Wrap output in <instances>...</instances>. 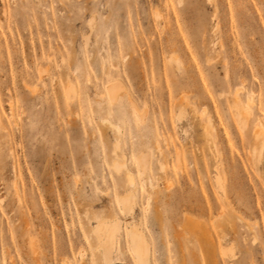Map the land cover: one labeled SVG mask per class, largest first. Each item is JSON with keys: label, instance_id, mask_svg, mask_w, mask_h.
<instances>
[{"label": "rangeland", "instance_id": "obj_1", "mask_svg": "<svg viewBox=\"0 0 264 264\" xmlns=\"http://www.w3.org/2000/svg\"><path fill=\"white\" fill-rule=\"evenodd\" d=\"M258 123L264 0H0V264H264Z\"/></svg>", "mask_w": 264, "mask_h": 264}, {"label": "bare ground", "instance_id": "obj_2", "mask_svg": "<svg viewBox=\"0 0 264 264\" xmlns=\"http://www.w3.org/2000/svg\"><path fill=\"white\" fill-rule=\"evenodd\" d=\"M113 90H115V88H113L112 91ZM111 94L114 96L113 93H111ZM249 100H250V97H249ZM234 103L238 107L239 112L240 111H244V112L247 111V110H245L246 106L243 105V103L239 99V97L235 96ZM249 104H250V102H249ZM106 121H108V120H106ZM106 121H105L104 124H106ZM107 123L111 124L110 122H107ZM253 138H254L253 139L254 143H256V144H261V143L264 144V125H263V123H258V125L256 126V128L254 130ZM143 164H144V162L140 161V165H141L142 171H144ZM126 165H124L123 156L119 155V153L116 152V150H114V159H113V162H112V168L118 174L119 173H124V176L126 177L125 178L126 179V183H127L128 188H129V190L127 192H128V194L130 196H133L135 194L133 192V191H135L134 190L135 189V185H134V182H133L134 180L132 178L131 172L128 171V169L126 168L127 167ZM142 174H143V172H142ZM217 180H218V178H217ZM219 183H220V181H219ZM149 186L152 187V185H150V184H149ZM97 224L98 225L95 226V230H94V234L97 237L96 249H97V251H99V253L101 255V260H102L103 264H112L113 253L117 249L118 236H120V231H121L120 230V223L118 221L117 222L114 221L112 223V225H107L104 222H100V223H97ZM131 229H133V228H131ZM131 229L130 230L128 229L127 238L129 240V244L131 246V249L133 251L134 257L136 259V263L137 264H150L151 254H150V251H149L150 247L148 249L149 245L147 246V242L145 241V239H143V236L141 234L136 233V232H138L137 230L136 231H132ZM135 229H136V227H135Z\"/></svg>", "mask_w": 264, "mask_h": 264}]
</instances>
